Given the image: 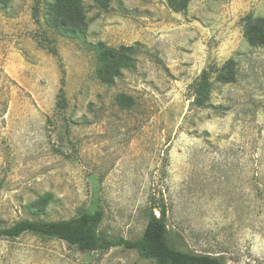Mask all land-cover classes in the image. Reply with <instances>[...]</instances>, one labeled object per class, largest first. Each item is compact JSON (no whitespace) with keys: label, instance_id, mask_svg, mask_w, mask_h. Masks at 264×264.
Segmentation results:
<instances>
[{"label":"rangeland","instance_id":"1","mask_svg":"<svg viewBox=\"0 0 264 264\" xmlns=\"http://www.w3.org/2000/svg\"><path fill=\"white\" fill-rule=\"evenodd\" d=\"M55 1L0 0L2 225L103 210L104 239L135 240L155 199L183 250L264 264V47L245 38L264 0H86L69 36L47 22ZM100 43L136 53L101 64ZM229 61L236 81L214 75L210 108L192 106ZM0 264L154 263L24 234L0 239Z\"/></svg>","mask_w":264,"mask_h":264},{"label":"trees","instance_id":"2","mask_svg":"<svg viewBox=\"0 0 264 264\" xmlns=\"http://www.w3.org/2000/svg\"><path fill=\"white\" fill-rule=\"evenodd\" d=\"M86 0H56L49 10L47 22L56 32L64 35L85 34L87 18L84 2ZM100 9L108 10L112 0H92ZM186 6V3L183 4ZM182 10V9H179ZM245 38L254 47H264V19L252 15L245 20ZM98 60L101 64H109L117 59L123 60L120 66L130 65L131 56L136 48L121 47L112 49L104 44H98ZM55 52V50H54ZM233 64L229 61L221 70H204L194 85L192 106L197 109L210 108V93L213 78L223 83H232L236 77L232 72L223 73L225 67ZM215 72V73H214ZM119 70L109 69L101 75L102 80L109 84L112 77L118 76ZM159 212V215L157 214ZM105 219L103 210L85 211L78 217L61 221H31L23 220L9 227L0 222V239H17L24 234H32L46 239H57L69 246L77 247L82 252H107L113 248L122 247L136 251L140 258L154 264H229L221 254L196 253L189 249L183 250L170 229L167 219V209L155 199L150 201L148 220L143 234L138 239L106 240L100 235V228Z\"/></svg>","mask_w":264,"mask_h":264}]
</instances>
